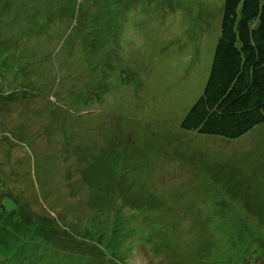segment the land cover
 I'll use <instances>...</instances> for the list:
<instances>
[{
  "label": "rangeland",
  "instance_id": "rangeland-1",
  "mask_svg": "<svg viewBox=\"0 0 264 264\" xmlns=\"http://www.w3.org/2000/svg\"><path fill=\"white\" fill-rule=\"evenodd\" d=\"M39 1L0 0V264H264V123L180 127L224 0Z\"/></svg>",
  "mask_w": 264,
  "mask_h": 264
},
{
  "label": "trees",
  "instance_id": "trees-1",
  "mask_svg": "<svg viewBox=\"0 0 264 264\" xmlns=\"http://www.w3.org/2000/svg\"><path fill=\"white\" fill-rule=\"evenodd\" d=\"M56 1H39L38 6L53 5L49 10L46 5L40 6L45 16L42 32L49 29L51 17L60 23L62 14ZM263 123L264 0H224L205 87L180 127L200 135L235 140ZM44 245L33 244L24 264H37L40 253L46 250ZM4 251L5 248L3 254Z\"/></svg>",
  "mask_w": 264,
  "mask_h": 264
}]
</instances>
